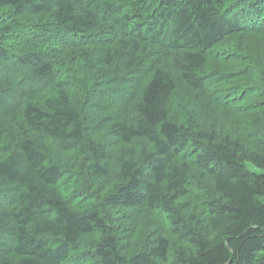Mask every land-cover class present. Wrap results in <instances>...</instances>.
<instances>
[{
  "label": "trees",
  "instance_id": "1",
  "mask_svg": "<svg viewBox=\"0 0 264 264\" xmlns=\"http://www.w3.org/2000/svg\"><path fill=\"white\" fill-rule=\"evenodd\" d=\"M264 0H0V264H264Z\"/></svg>",
  "mask_w": 264,
  "mask_h": 264
},
{
  "label": "rangeland",
  "instance_id": "2",
  "mask_svg": "<svg viewBox=\"0 0 264 264\" xmlns=\"http://www.w3.org/2000/svg\"><path fill=\"white\" fill-rule=\"evenodd\" d=\"M245 166H246L247 170L250 172L257 173V174L258 173H264V170L258 169L256 167L252 166L251 164L246 163Z\"/></svg>",
  "mask_w": 264,
  "mask_h": 264
}]
</instances>
